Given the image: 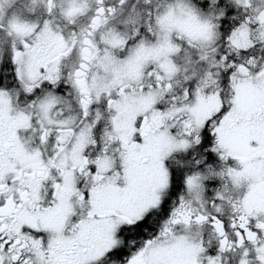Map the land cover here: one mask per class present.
I'll return each instance as SVG.
<instances>
[{
  "label": "snow or ice",
  "instance_id": "6c2138e0",
  "mask_svg": "<svg viewBox=\"0 0 264 264\" xmlns=\"http://www.w3.org/2000/svg\"><path fill=\"white\" fill-rule=\"evenodd\" d=\"M0 264H264V0H0Z\"/></svg>",
  "mask_w": 264,
  "mask_h": 264
}]
</instances>
